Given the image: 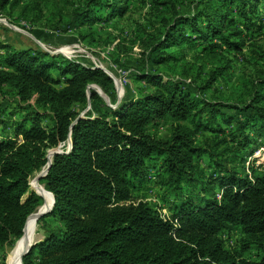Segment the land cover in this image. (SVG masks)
Instances as JSON below:
<instances>
[{
    "label": "trees",
    "instance_id": "trees-1",
    "mask_svg": "<svg viewBox=\"0 0 264 264\" xmlns=\"http://www.w3.org/2000/svg\"><path fill=\"white\" fill-rule=\"evenodd\" d=\"M135 1L86 0L75 15L76 27L122 18ZM182 1L187 9L173 13L152 48L154 66L183 61L185 55L171 51L175 46L240 54L237 40L245 41L262 20L260 0ZM10 2L0 0V12ZM47 59L37 49L0 43V94L11 90L19 101L33 102L30 116L12 123L17 138L0 141V254L21 238L27 217L40 205L29 178L46 167L47 151L61 146L40 179L54 197L48 217L58 228L23 264H264V171H238L250 145L246 129L264 131V110L257 107L264 81L252 100L230 106L202 97L209 83L199 88L181 77L136 72L133 79L144 88L114 109L94 90L88 98L90 85L114 91L102 70ZM88 101L94 110L78 117ZM224 109L254 115L235 117ZM165 119L172 125L169 137L161 139L153 128ZM153 164L173 198L168 215L136 194ZM231 233L239 240L228 250L223 235ZM253 250L257 260L247 259Z\"/></svg>",
    "mask_w": 264,
    "mask_h": 264
},
{
    "label": "rangeland",
    "instance_id": "rangeland-1",
    "mask_svg": "<svg viewBox=\"0 0 264 264\" xmlns=\"http://www.w3.org/2000/svg\"><path fill=\"white\" fill-rule=\"evenodd\" d=\"M85 2L86 0H11L0 12V43L9 44L15 49H37L48 56V61L54 59L62 64L64 59L83 67L102 70L112 79L114 91L107 93L96 85H90L88 87L91 88L87 89L88 98L90 91L94 90L107 107L114 109L120 101L135 96L138 89L144 88L143 83L134 81L136 72L162 74L166 79L181 77L184 83H193L199 88L209 83V87L201 91L202 97L230 106L245 105L252 100L255 89H261L259 83L264 81V0H260L257 7V12L262 17L261 22L245 35V41L237 40L241 45L240 54L225 48L203 51L201 47L183 49L182 46H175L171 51L185 55L184 60H168L159 66L151 63L156 55L152 54V48L162 38L173 13H181L187 9L186 3L182 0H136L131 2L129 10L122 18L94 22L78 29L75 15ZM187 62L183 68V64ZM50 71L56 74V70ZM32 104L33 102L19 101L11 90H4L0 94V141L17 138L12 131V123L31 113ZM257 107L264 110V98ZM88 110H94L89 101L85 111L78 109V117H83ZM221 113L235 117L254 115L252 110L240 114L224 109ZM217 120L222 128H227L222 117L218 116ZM42 123L48 125L50 121L47 119ZM171 125L169 119L161 120L156 123L153 133L158 138L167 139ZM234 125L232 123V127ZM245 134L250 137V145L243 151L245 160L241 166L244 169L238 168V171L249 173L251 166L264 171V131L255 134L248 128ZM200 137L199 135L196 143L202 140ZM54 149L48 150L47 155ZM66 149L68 150V146ZM202 161L208 166L211 165L205 157ZM44 169L29 178V191L36 194L34 185L44 188L40 179L36 182ZM165 191L167 190L158 178L157 166L150 165L146 182L139 186L136 193L138 198L162 215H168L173 198ZM216 195H220L218 191ZM40 205H43L41 198ZM48 216L39 219L36 224V244L58 228L54 218ZM238 240L237 233L223 235L224 247L228 250L236 247ZM18 241L19 239L5 246L0 254V264H7V256ZM256 254L257 251L253 250L246 258L257 260Z\"/></svg>",
    "mask_w": 264,
    "mask_h": 264
},
{
    "label": "bare ground",
    "instance_id": "bare-ground-1",
    "mask_svg": "<svg viewBox=\"0 0 264 264\" xmlns=\"http://www.w3.org/2000/svg\"><path fill=\"white\" fill-rule=\"evenodd\" d=\"M49 153V152H48ZM49 158H51V155H49ZM35 187V192L38 194V196L41 198L43 201V205H41L38 209L40 211H46L49 210L52 207V195L50 196L42 186L39 185H34ZM43 206V207H42ZM39 220H37L35 217L31 219L27 223L25 234L23 239L18 241L14 248L9 252L7 256V264H22L21 262V254L24 251V249L30 245L33 244L34 241L36 240V231H37V223ZM23 246L24 249H23Z\"/></svg>",
    "mask_w": 264,
    "mask_h": 264
},
{
    "label": "water",
    "instance_id": "water-1",
    "mask_svg": "<svg viewBox=\"0 0 264 264\" xmlns=\"http://www.w3.org/2000/svg\"><path fill=\"white\" fill-rule=\"evenodd\" d=\"M89 88H91V87H88V89H89ZM72 125H73V124H72ZM72 125H71V127H72ZM67 143H68V150H67V152H68L69 149L71 148V141H70V139L68 140ZM62 152H63V151L61 150V146L58 147V148H55L54 150H52V151L49 152V154L46 156L47 161H48V162H47V165H46L45 169L42 171V174L39 175L38 178H36V182H37L39 179H41L42 177H44V176L47 174L48 169H49L50 164H51V161H52V158H53L55 155H57V154H61ZM49 155H51V158H49ZM36 194H37V193H36ZM37 195H38V194H37ZM51 195H52V194H51ZM53 206H54V197H53V195H52V207H51L49 210H46V211H40V210L37 211V210H36L35 212L31 213V214L27 217L26 222H25V225H24V229H23V234H22L21 238L19 239V241H20L21 239H23V237H24L27 223H28L33 217H35L37 220H39V219L44 218L45 216L49 215V214L52 212ZM37 209H38V208H37ZM35 245H36V243H34V244H30V245H28V246L24 249V251H23L22 254H21V262H22V258H23L26 254H28V253L31 251V249H32Z\"/></svg>",
    "mask_w": 264,
    "mask_h": 264
},
{
    "label": "built area",
    "instance_id": "built-area-1",
    "mask_svg": "<svg viewBox=\"0 0 264 264\" xmlns=\"http://www.w3.org/2000/svg\"><path fill=\"white\" fill-rule=\"evenodd\" d=\"M219 198V196H217Z\"/></svg>",
    "mask_w": 264,
    "mask_h": 264
}]
</instances>
